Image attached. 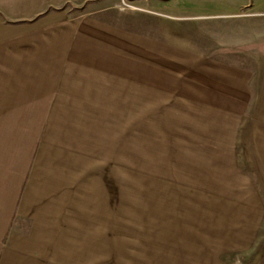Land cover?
<instances>
[{
    "label": "crops",
    "instance_id": "obj_1",
    "mask_svg": "<svg viewBox=\"0 0 264 264\" xmlns=\"http://www.w3.org/2000/svg\"><path fill=\"white\" fill-rule=\"evenodd\" d=\"M80 1L0 0V264H264V42L218 55Z\"/></svg>",
    "mask_w": 264,
    "mask_h": 264
},
{
    "label": "rangeland",
    "instance_id": "obj_2",
    "mask_svg": "<svg viewBox=\"0 0 264 264\" xmlns=\"http://www.w3.org/2000/svg\"><path fill=\"white\" fill-rule=\"evenodd\" d=\"M112 2L115 6L83 0L70 3L67 8L72 15L91 13L117 23L131 24L139 30L144 22L164 24L170 28L173 40L185 38L186 42L182 43L189 47L218 55L241 58L247 42H264V0H185L180 3L185 8L183 13L176 16H171L173 13L168 10H159L161 13L155 15L147 13L137 9L138 3L129 0ZM146 161L140 159V163ZM152 161L154 167L158 160L153 158ZM124 177L129 182V176Z\"/></svg>",
    "mask_w": 264,
    "mask_h": 264
}]
</instances>
